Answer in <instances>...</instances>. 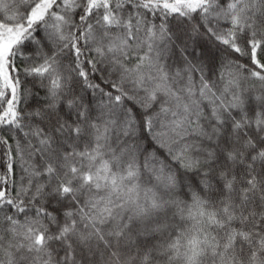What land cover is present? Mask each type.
Instances as JSON below:
<instances>
[{
  "label": "snow or ice",
  "instance_id": "6c2138e0",
  "mask_svg": "<svg viewBox=\"0 0 264 264\" xmlns=\"http://www.w3.org/2000/svg\"><path fill=\"white\" fill-rule=\"evenodd\" d=\"M0 264H264V0H0Z\"/></svg>",
  "mask_w": 264,
  "mask_h": 264
}]
</instances>
